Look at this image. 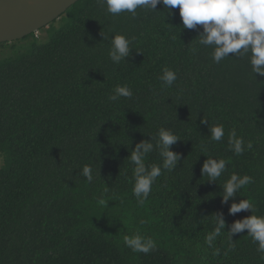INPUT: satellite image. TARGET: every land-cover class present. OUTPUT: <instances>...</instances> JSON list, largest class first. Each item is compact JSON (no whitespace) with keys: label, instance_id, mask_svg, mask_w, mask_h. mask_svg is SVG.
I'll return each mask as SVG.
<instances>
[{"label":"trees","instance_id":"trees-1","mask_svg":"<svg viewBox=\"0 0 264 264\" xmlns=\"http://www.w3.org/2000/svg\"><path fill=\"white\" fill-rule=\"evenodd\" d=\"M154 11L113 16L103 0H79L47 42L0 57V264H264L247 229L231 232L264 216V76L247 56L193 55L203 26L186 28L162 3ZM117 34L130 41L118 60ZM161 130L177 136L166 150ZM140 144L151 145L140 149L144 174L161 170L146 198L133 192ZM165 151L178 157L170 168ZM221 159L209 178L203 165ZM232 175L250 183L224 200ZM244 200L252 207L230 212ZM136 235L154 247L134 252L125 237Z\"/></svg>","mask_w":264,"mask_h":264},{"label":"clouds","instance_id":"clouds-1","mask_svg":"<svg viewBox=\"0 0 264 264\" xmlns=\"http://www.w3.org/2000/svg\"><path fill=\"white\" fill-rule=\"evenodd\" d=\"M163 4L165 8H178L182 18V23L186 28L192 29L197 25L203 26V35L197 41V47H193L191 52L195 55L199 51L198 46L211 48L212 60L219 64L225 60L228 55L236 54L241 58L247 56L253 73L264 76V0H103L106 4V11L118 16L123 12L130 13L133 18L137 16V9H144L155 12L157 4ZM129 39L124 35H115L112 44L115 52L111 53L113 59H120L129 52ZM119 53V55H116ZM163 79L171 84L176 81L177 75L170 69H165ZM120 95L128 97L131 93L124 87L118 88ZM213 141H219L224 136V128L222 125L215 126L211 130ZM160 140L164 149L173 144L177 136L168 131L161 130ZM234 151L240 154L242 151L241 140L235 138V133L230 134ZM252 147L251 143L248 145ZM151 148L149 144L137 145L136 151L131 155V160L138 165L135 169V185L133 192L140 196L144 194L146 198L151 190L153 181L161 175L159 167L153 166L151 172L145 173V165L142 161L143 153H147ZM140 149H143L141 153ZM163 155L166 157L164 162L165 168L174 166L178 159L177 155L171 151H165ZM225 168V161L221 159L219 162L209 160L203 165V171L209 178L215 179L220 176ZM91 168L85 166L84 175L91 179ZM250 183V177L244 176L237 180L236 175H232L226 184L227 200L233 195L236 189ZM101 204L104 201H100ZM252 207L248 200H244L238 204H233L230 208L231 213H237L241 210H247ZM218 227L215 231L208 235L206 243H211L216 235L220 233V229L224 227V221L218 220ZM247 229L253 241L258 242V251L264 253V216L252 215L242 221L234 223L231 232L238 233ZM126 245L134 252L148 253L154 243L151 239H144L139 235L134 237H125ZM219 255L217 249L214 253Z\"/></svg>","mask_w":264,"mask_h":264},{"label":"water","instance_id":"water-1","mask_svg":"<svg viewBox=\"0 0 264 264\" xmlns=\"http://www.w3.org/2000/svg\"><path fill=\"white\" fill-rule=\"evenodd\" d=\"M79 0H0V43L36 33Z\"/></svg>","mask_w":264,"mask_h":264},{"label":"rangeland","instance_id":"rangeland-1","mask_svg":"<svg viewBox=\"0 0 264 264\" xmlns=\"http://www.w3.org/2000/svg\"><path fill=\"white\" fill-rule=\"evenodd\" d=\"M61 19H57L56 21L50 23L48 26L42 28L38 32H36V38L35 37H28L26 39H18L12 42H9L7 46L1 47L0 46V57H11L16 55L20 51H26V49L29 47L30 43L34 40L39 42H47L50 39V36L52 33L60 27L61 25ZM2 164V161H0V166Z\"/></svg>","mask_w":264,"mask_h":264}]
</instances>
